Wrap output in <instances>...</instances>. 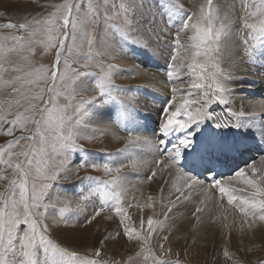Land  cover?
Masks as SVG:
<instances>
[{
    "label": "rangeland",
    "instance_id": "obj_1",
    "mask_svg": "<svg viewBox=\"0 0 264 264\" xmlns=\"http://www.w3.org/2000/svg\"><path fill=\"white\" fill-rule=\"evenodd\" d=\"M252 1L254 0H247L248 3H251ZM79 2L86 6L87 0H79ZM92 2L94 4L97 2L102 3L103 0H92ZM124 2L125 0H109V4H110V11L108 13V16L110 18L109 22L106 23L105 25L103 23L98 25V32L102 34L107 32L108 34V36L105 38L106 46L112 50H118L120 51V53L121 52L123 53L120 56L121 57L120 60L122 61L121 65L116 64V62H112L110 56L107 57L108 59L105 58V60L103 61L105 68L108 63H112L119 66L118 69L113 71V76H112L113 87L108 88V91H105L103 94L99 95L100 94L99 76L97 75V73H99L100 71L99 65L95 61H85L84 59H78L76 53L70 54L67 51H65L62 55L61 62L59 64V70L66 74L65 80L61 81L57 79L55 84L56 91L52 93V99L54 103L49 105V108L55 107L58 109H63L66 113L64 118V125L59 126L61 129H63V131H61L59 134L64 136L92 135L93 134L92 131L100 127V126L95 127L90 123L95 115V112L100 110L105 111L102 118L106 124L109 123L110 125H112L114 129H116V131H114V129L112 131L120 135L121 138L119 140L120 145L118 144L115 147H109V148L105 147L104 143L102 142V138H99L100 133L95 132L94 134L98 137L96 142L93 143L87 140H81L80 143L83 144L82 148H76L70 150V160L68 167L64 171L60 172L58 174V178L54 181L47 179L46 177L55 174L57 166L62 167L64 154L61 150L57 149L56 151H52L51 145H48L47 155L43 157L46 163L40 165L38 169L36 161L41 158L39 155V149L41 147L39 135L36 136L35 141L30 139L20 140L19 144L15 145L12 148V151L16 153H21L26 150L28 145H32V152L34 153V155H33V165L30 169V175H29V188L31 189L33 182H35L37 190L38 191L43 190L46 193L45 199L43 200V204L51 205V207H49L47 210L43 207L39 209L40 212L44 213V219H43V223L41 224V227H44L46 225V222L44 220L47 218L49 219L51 218V220L52 219L56 220L60 224H62L60 225L62 226L61 228L62 234L60 235V239L59 237L56 238L48 228H47L48 232L46 234L60 247L65 248L69 253L75 252L77 254L76 264H82L83 261H91L96 258L94 255L95 249L97 247H100L97 240L98 241L105 240L109 236L111 237L112 234L113 235L112 240L115 241L116 240L115 237L117 235L116 230L120 229L122 233L123 225L121 224L120 218L116 216L113 208L107 210L108 207L107 205L103 207L102 214L99 217H97L95 221H93L91 224L85 223L86 219L93 214L94 210L102 206L103 199L102 200L99 199L100 193H102L104 197V193L107 192L110 194V196L113 197V199H114V194L118 193L120 195V206L126 210V213H129L136 209H140L141 207L138 206H142L147 203V199L145 200V198L141 196V192H138L140 190V187L138 185H141L140 183L142 182L139 183L137 181L139 178L136 175H140L141 173H143V175L142 174L140 175V181L145 180V182H148L147 178H145L144 175L145 173L151 174L152 166H147L146 167L147 169H143V167H139L137 169L136 167H133L131 163L144 162L145 160H147L150 161L151 164H154V167L156 168L158 167L154 163L155 161L154 155L156 154L154 145L157 143L156 141L157 135H160L161 133L159 129L161 122L158 121L157 119H154L155 113L154 110L152 109L155 108L153 107V105L155 106L161 105L163 106L164 109L165 105H167L168 101L172 98L173 95H175L176 97L175 103H179L177 101L181 99L183 102L184 97H188L190 99H197L203 95V90H198L192 87L193 82L196 81V76L193 74V70H190L188 68V64L193 63L192 60L193 53L198 50L193 46L194 45L193 43H196V41L193 42L190 39L195 35L194 31L189 30L187 32H180V38L186 37L187 39H190L189 44L192 45L193 49H191L192 47H190L189 48L190 50L188 49V51H186L185 49L183 51L179 50L178 54H180L184 58V63L183 65H179V64L177 65V67L179 68L178 78L174 77L173 82H169V79L167 77V71L169 70L168 65L172 62L171 61L172 54L174 52H177V50L173 47L174 38L176 37L177 31L181 27L183 20L186 19L187 16H191L194 11L198 12L199 7L203 4H206V0H179V3L183 4L184 8H180L179 5L176 3V0H126L130 9V19L133 22L134 30L148 37L150 46H144L138 44L135 41L127 38H123L118 34L112 35V32H115L116 29L123 28L124 26L125 13L121 11L119 7L120 4ZM61 3H63V0H0V13H3V15H0V24L7 23L9 21L13 23H17V22H24L25 19L31 20L33 18H44L49 12L54 11L53 5L61 4ZM113 4L115 5V7L111 8V5ZM220 4L221 3H219V1L214 0V7L220 10V14H221V9H223V7L220 8ZM230 5H231L230 8H233V11L228 14L230 15L233 23L235 24L236 30L242 33L239 36L237 35L238 31L235 32L234 43L239 48L242 49L241 54L245 55L244 48L246 47V45L243 43L242 37L244 36L246 30L242 28L243 21L239 19V17L243 15V10L241 8V0H230ZM251 10L255 11V8H252ZM149 12H157V15H154L152 13V15L156 16V18H152V17L146 18L144 15L149 14ZM249 22H253V21L250 20ZM217 27H219V24H217ZM109 29H111L112 31L109 32L108 31ZM147 30L148 31L151 30L154 32L152 33L150 31V33L153 34V38L157 37L162 41L161 46L162 48H164L166 52L164 51L163 53L162 52L160 53L158 50L155 49L154 40L153 39L150 40L149 37H151V35L149 36V34H147ZM12 31L13 34H21L27 36L26 33H16L15 30ZM4 34H7V30L0 29V35H4ZM256 36L257 39L250 40V44L254 46L253 48L261 45L264 47V36H260L258 33L256 34ZM29 39L33 41H47V34H43V35L37 34L34 37L26 38L25 41L22 42L25 45L26 50L21 51L19 54L13 52L9 54L10 58L15 62L16 66L23 68L25 71L37 69L40 68L41 66H44V68L46 69L50 68L53 62L55 61V49L46 46L45 43H34L32 45V50L29 51L27 50ZM69 43H71V41H69ZM103 47H104L103 45H100L101 50H103ZM256 53L257 51L253 49L249 55H255ZM156 54H158V57L160 59L157 58L152 67L147 66V62L143 63L140 61V57L142 55L147 61L146 57L150 55L151 57L154 58V55ZM150 56L148 58L152 59ZM24 57H27V60H24ZM65 59H67V63L64 62ZM127 61H129L130 63L129 62L127 63ZM196 62H202V57H197ZM86 63L88 65L87 67H85ZM134 66H137L143 74L145 72L148 74L157 75L159 77V82L165 83L166 89H164L163 92H161L163 95H161L158 91L152 89L151 87L148 86V84L145 83L147 87L151 89V91L148 89H144L143 91L152 95V99L149 100V104L145 108L144 105L140 104L143 101H139L140 99H144L141 91L142 87L135 88V91L132 92L133 93L132 98H130L129 100L124 99V103L122 105H115L114 101L111 99V97L113 96L119 97L118 92H120L124 98H127L130 92V86H135L139 82L141 84H144L141 81L138 82L137 80L138 74L134 73L135 71H133L135 70L133 69ZM221 66L226 67L225 64L223 63ZM6 67H11V65H6ZM155 67L157 68V70H155ZM156 71L161 73H158ZM196 71H198V69ZM81 73H91V74L81 75ZM16 75H23V72L16 73ZM230 80L231 77L229 75L225 79V85L227 88V96L225 101L229 109L222 102L215 101L210 105L208 111L210 113H214L216 122L227 121L228 124H230L231 129H234L235 126L233 124L234 123L233 121L237 117L233 116L231 118L222 115L221 111L223 110V105L226 106L224 107V109H226L227 112L233 113L234 112L233 110L245 108L243 104L235 103L240 99H244V100L253 99L255 101L258 98L260 100L264 98H261L262 92L256 89L252 91L253 93L249 91L247 92L246 90H242L241 92L246 93L247 97L235 96V94L229 95V92L231 91L236 93L238 90H240L237 80L235 81L233 80V83H230ZM196 82L198 83L203 82L205 84L208 83V81H196ZM52 83L53 82L51 79H48L47 81L41 80L37 83V85L33 86L31 89L25 88L23 89V91H28L29 94L34 95L35 92L38 91L40 88H44L45 93L43 96V100H48L49 94L47 89L49 86L52 85ZM229 83H230V87H232L231 91L228 87ZM173 86L176 87L177 89H182L183 91H177L176 93H172L171 89L173 88ZM74 88L75 90H73ZM111 91H118V92H111ZM57 93H60V95H57ZM93 96H96L94 100H85L83 104L79 103V100L81 98L90 99ZM12 98H13L12 96L7 95V93H5L3 90H0V101L5 99H12ZM154 101H156L155 102L156 104H153ZM216 102L219 103L218 108L221 109L219 112L212 107ZM21 103L23 107L20 108V111L23 113V108L27 107L28 105L24 101H22ZM33 103L39 104L40 107L44 106L42 101H33ZM102 104H108V105L105 107H101ZM112 106H117L119 112L118 118H114L106 115V112H109ZM134 106L136 107V113L140 115L137 118V120H139L140 122V126L142 125V123H147L145 124V126L140 127L141 129L137 126L139 125V122H137V120L133 121V119H131L132 116L135 115L131 112V109ZM76 109H81V111L77 113ZM16 110L17 107L13 105L11 111L15 112ZM126 110H128V113L126 112ZM163 111L160 112L159 114L160 117L162 116ZM23 114L31 115V113H23ZM254 115L255 116H253V118L256 121H258L259 125L264 124L260 119L263 115H258V114H254ZM124 117H126L127 119V125H125V127L122 126ZM11 118L12 116H9V119ZM239 118L242 119V124L244 125L243 120L245 119L243 117H239ZM153 120L154 121L156 120V122L158 123V128L156 127ZM147 121L150 122L148 123ZM116 122H118V124H116ZM131 123L136 126V131L129 128ZM0 127L6 128L8 127V125H0ZM227 130L228 129L226 128L224 129V131ZM34 132H36V127L31 121H29L27 123L26 128H24L23 130L20 127H17L13 135L28 137L30 133H34ZM41 132L46 136H55L58 132L56 122L48 126L47 130L45 129V127H42ZM120 133H125L126 135ZM144 134L148 135L149 137L147 138L138 137ZM129 138H139L140 143L137 145L129 146L126 144V141H128ZM179 138L181 137H178L176 140H178ZM9 139H12V137H6L2 132H0V146L7 147L6 140ZM148 140L152 142L150 145H148V143L146 144ZM214 150L215 149H213L212 151L215 152ZM262 156H264V154ZM5 159H7V157H5ZM23 159L24 158L21 155L12 157L13 163H16ZM160 159H164L165 162H167L166 155H160ZM119 160H121L120 163H118ZM92 163H97V164L109 163L113 168H117V166L120 167L121 163L127 164L126 169L123 168L121 171L129 170L131 174L128 175L133 176L132 181L127 178H124L123 181L121 180L122 177L119 174H115V173L113 174L112 177H107L104 176L102 172H98L92 169L91 167H87V166L80 168L78 173L75 171L77 166L80 164L88 165ZM0 169H3V172L0 174L8 177V180H0V192H4L8 187L9 180L14 179L15 176L13 173V169L9 168L7 165H0ZM85 175H90V176H85ZM66 176L67 178H65ZM91 177L92 178L102 177V180L103 179H107L110 181L114 180L115 183L110 182L107 186H105L102 180H97L95 178L91 179ZM184 177L188 179V177L186 176ZM77 179H78V183L80 182L79 185L77 183ZM165 179L167 180V176ZM159 180L160 178L158 179V181ZM122 181L126 184L124 187H123L124 184H121L123 183ZM93 182L95 186L94 185L92 186ZM165 183L166 181L163 180L161 188ZM45 184L48 185L47 188H43V185ZM82 184L83 185L86 184L85 185L86 187L83 186ZM134 184H138L137 187L139 189L138 188L135 189L133 187ZM90 185L92 188L90 187ZM127 185H129V187H127ZM78 186L81 190L77 188ZM88 187L91 189H89ZM63 188L65 190L66 189L68 190V188L72 189L69 192V196L65 195L66 193L62 191ZM74 188L77 190L75 191ZM136 190L138 193L136 192ZM129 191H131L132 193L131 196L128 195ZM71 192L75 194L73 193L71 194ZM176 192L177 191L175 190L174 193ZM174 193L172 192L171 194H169V196L166 195L167 197L165 196L163 198L153 199V208L151 209L146 207L141 208L143 209V214L147 217L153 216L154 220L157 218L160 220H164L165 217L163 215H160V213L162 212L161 206L163 205V207H166V209L168 206L169 209V207L171 206L170 201H175L177 197V196L174 198L172 197ZM211 193L213 196H216L214 195L215 194L214 192ZM199 195H204V194L200 193ZM18 198H19V194L17 189V199ZM113 199L112 200L109 199V203H111L112 205H114L112 202ZM162 200H164V202ZM225 200L221 202V208L232 210L235 213L239 214L240 211L235 206L236 204L234 206H231L229 205L228 201ZM139 201H141V203ZM201 202H203L201 198H199L198 201H196L198 206L201 204ZM60 209H67V211L61 213ZM195 212L196 211H194V213ZM177 215H178V211L176 209H173V211L169 214V218L167 220V227L164 230L157 228L156 231L153 232V235L149 238V243L147 247L151 248L152 251L156 253L157 256H160V258L171 259V260L179 259L182 262V264H257L258 259H264V241H262L261 243L259 242V243L251 244L248 247L249 240L245 236H244L245 237L244 245L247 246V250L240 252L241 254L238 253L235 254L231 248H230L231 250L228 248V249H222V251L220 249L218 251L217 250L214 251L212 249L213 252L211 250L208 251L207 249L205 250V247H203L204 245H200L201 243L199 241L196 242L191 241L188 235H185L183 233L180 234V232H178V230L174 228L173 224L176 223L171 224L172 219L171 220L169 219L174 218ZM129 218L130 219L126 220V222H128V224H131L133 229L137 231H141V228L136 226L134 224V221L131 220V214ZM36 219L39 220L40 217L37 216ZM207 221H212L215 225L220 224V218L218 219L213 216H210V219H207ZM72 222L78 225V227H75L73 225L72 226L73 230L67 229V226L73 224ZM109 222H111V225H109ZM25 227L27 226L25 225L23 227H18L17 229L18 233L22 234ZM77 229L79 230L77 231ZM147 231H148V226L146 222L143 226L144 234H147ZM164 235L169 236L168 241L162 240V236ZM92 240L94 244L91 243ZM161 243L164 244L165 253H167L169 249L171 250L170 255L160 254L159 249ZM127 244L125 246H126V250H128L129 253L128 251L125 253H120V249H119V252L116 251L115 253L120 255H117L116 257H112V258H105L104 256L105 254L102 251V258L107 260L114 259L116 261H120L122 258L124 260H127L129 256L135 257V252L139 250L138 244L136 242L134 243L135 245H131V244L127 245ZM17 246L19 245L17 244ZM132 247H134V251H131ZM225 252L228 253L227 256L225 255ZM115 253H113V255H115ZM145 254L147 255V253ZM63 259L65 261V264H72L73 258L71 256L64 257ZM138 264H143V257L139 258ZM149 264H151V261H149Z\"/></svg>",
    "mask_w": 264,
    "mask_h": 264
},
{
    "label": "snow or ice",
    "instance_id": "obj_2",
    "mask_svg": "<svg viewBox=\"0 0 264 264\" xmlns=\"http://www.w3.org/2000/svg\"><path fill=\"white\" fill-rule=\"evenodd\" d=\"M176 3L180 8H184V5L176 0ZM115 5H111L114 8ZM120 10L125 13V21L123 28L116 29L112 32V35H119L123 38H127L135 41L138 44L144 46L149 45V39L144 34L134 30L133 22L130 19V9L125 0L120 4ZM54 11L49 12L44 18H33L31 20L25 19L24 22L13 23L11 21L0 24V29L7 30V34L0 35V90H3L7 95L12 96V99H5L0 101V125H8V127H0L6 137H12V139L6 140L7 147L0 146V165H7L13 169L15 178L9 180L8 187L4 192H0V264H65L64 257L71 256L72 264H76L77 254L75 252L69 253L65 248L60 247L46 234L48 232L47 226L41 227L44 219V213L40 212L41 207L46 210L51 205L43 204L46 193L43 190H37L35 182H33L31 189L29 188V175L30 169L33 165L32 145H28L26 150L21 153L12 151L15 145L19 144L20 140L30 139L35 141L36 136L39 135L41 147L39 149L40 159L36 161L39 169L40 165L46 163L43 159L47 155L48 145H51L52 151L57 149L63 152L62 167L57 166L55 174L46 177L50 180H56L58 174L64 171L69 164L70 150L76 148H82L83 144L81 140H87L89 142H96L98 137L95 132L100 133L99 138H106L111 135V127L96 128L92 132V135L87 136H64L59 134L63 129L59 126L64 125L65 111L58 108H49L50 104H53L52 93L56 91L55 84L57 79L64 81L65 73L59 70V64L61 62L62 55L65 51L68 53H76L78 59H84L85 61H95L100 68L99 73V87L100 94L108 91V88L113 87L112 76L113 71L118 69V65L108 63L106 68L103 63L105 58L113 55H119L115 50L110 49L105 44V38L108 36L107 32L102 34L98 32V25L103 23L104 25L109 22L108 13L110 11L109 0H103L102 3H93L92 0H87L86 6L81 4L79 0H63V3L53 5ZM241 8L243 15L239 17L243 21L242 28L245 31L242 37L243 43L246 45L244 48L245 56L249 55L253 50V45L250 44V40L257 39L256 34L264 36V0H259L258 3L250 4L247 0H241ZM255 8V11L251 9ZM3 15V13H0ZM253 22H249V21ZM219 24V27H217ZM234 23L230 15H221L220 10L214 7V0H206V4L199 7L198 12L194 11L191 16H187L183 20L181 27L177 31L174 38L173 47L177 50L171 56V63L168 65L167 77L169 82H173V78L179 74V68L177 65H183L184 58L178 54L179 50L183 47L180 38V32H187L189 30L194 31L195 35L190 39L196 41L194 47L198 50L193 53V63L188 64V68L193 70V74L196 76V81H208L207 84L203 82L194 81L193 88L203 90V95L197 99H190L188 97L183 98L182 103H175V95L168 101L163 111V121L160 125V132L167 136L172 133H183L184 135L178 139L177 143L173 144L166 152H160L167 154V162L164 159H157L154 161L156 166H161L162 169H168L173 166H177L182 157L183 149L191 147L193 143V137L197 135L193 126L202 123L205 119H210L214 116V113L208 111L210 105L215 101L224 102L227 96V88L225 85V79L230 75L231 69L234 64V59L231 55L217 56L218 53L227 51L228 43L225 40L227 34L232 32ZM26 33V35L13 34ZM109 32L112 30L109 29ZM37 34H47V41H33L28 40L27 50H32L34 43H45L46 46L55 49V61L50 68H40L25 71L23 68L16 66L15 62L10 58L11 53L15 52L19 54L21 51L26 50L25 45L22 43L26 38L34 37ZM71 41V43H69ZM100 45H103V50L100 49ZM86 49V50H85ZM197 57H202V62H196ZM27 60V57H24ZM67 63V59L64 60ZM227 64V67L221 65ZM11 65V67H6ZM87 63L85 67H87ZM136 66H134L135 68ZM198 69V71H196ZM139 71V68H136ZM23 72V75H16V73ZM50 74V75H49ZM91 74V73H81ZM7 76V78H6ZM52 80V85L48 87L49 94L48 100H43L45 93L44 88H40L34 95L29 94L28 91L23 89H31L33 86L41 80ZM77 87V86H76ZM10 90V91H9ZM75 90V88L73 89ZM172 93L177 91H183L173 87ZM60 95V93H57ZM96 96L89 98H81L80 104H83L85 100H94ZM22 101L28 106L23 108V113H31V115H24L20 108L23 107ZM33 101H42L43 107L39 104L33 103ZM13 105L17 107L15 112L11 111ZM7 106V107H5ZM81 109H76L79 113ZM260 111L264 112V104L260 106ZM47 114V115H46ZM246 113L244 110L233 112L231 115L239 118ZM252 114H255L253 112ZM9 116H12L9 119ZM31 121L35 127L36 132L30 133L28 137L14 136L13 133L17 127L22 130L26 128L27 123ZM56 122L58 132L55 136H46L41 132V128L48 126ZM216 127L228 126L227 121H218ZM139 138H129L126 144L137 145L139 144ZM162 144L163 141H160ZM21 155L23 160L13 163L12 157ZM7 157V159H5ZM260 166H257L256 160L247 166L238 169L234 173V177L241 178L242 182L250 189V193L245 195H232L231 191L222 184L221 179H210L209 187L218 188L219 192L227 197L228 203L231 205L236 202V207L245 218L244 222L248 224V227L252 229L260 222H264V156L258 158ZM91 167L92 169L102 172L104 176L112 177L113 174L123 175L121 171L127 166L121 165L120 167L113 168L109 163L103 164H80L76 168L78 173L82 167ZM133 167L137 165L133 163ZM28 169V170H26ZM179 171L185 173L179 168ZM3 169H0V173ZM250 173V174H249ZM157 175V168L153 167L151 175L147 177L148 182H152ZM90 176V175H85ZM67 178V176L65 177ZM97 180H102V177H93ZM0 180H8L7 176L0 174ZM103 184L107 186L110 181L107 179L102 180ZM188 191H192L194 187L202 186L203 182L197 177L191 175L184 182ZM48 185H43V188H47ZM17 189L19 198L17 199ZM177 192L181 195L176 197L175 201H170V207L167 212H161L160 215L165 217L164 220L153 219V216H148L147 234L143 232V221H141V231H137L129 226L125 222L127 213L124 208L120 206V195L114 194L116 201L115 205H109V199L113 198L109 193H104L102 200V206L94 210L93 214L89 216L85 223L91 224L99 217L103 212L105 205L113 208L116 216L120 218L122 227L121 230H116V243L126 239L127 241H135L139 250L135 252V257L129 256L127 260L123 258L120 261L107 260L102 258L103 249L97 247L94 255L95 259L91 261H83L82 264H138L140 257H143V264H182L179 259H162L147 247L149 238L153 235V232L157 228L164 230L167 227V220L169 214L173 211L176 204L184 197V193L181 189L177 188ZM208 189H205L207 194ZM141 208H153V197L147 198V203L138 206ZM61 213L66 212L67 209H60ZM202 211L197 208V211L193 215L199 220L198 213ZM39 216L40 219H36ZM251 218V223H248ZM110 219V218H109ZM22 234L18 233V227H23ZM261 226H264L262 224ZM259 231V228H257ZM101 240L99 243L106 246L107 240ZM163 241H168L169 236H162ZM17 244L19 246H17ZM161 255H170L171 250L165 253L164 244L160 245ZM147 253V255L145 254ZM227 256L228 253L225 252ZM257 264H264V259H258Z\"/></svg>",
    "mask_w": 264,
    "mask_h": 264
},
{
    "label": "bare ground",
    "instance_id": "obj_3",
    "mask_svg": "<svg viewBox=\"0 0 264 264\" xmlns=\"http://www.w3.org/2000/svg\"><path fill=\"white\" fill-rule=\"evenodd\" d=\"M217 1H219V3H221L220 4V8L223 7V9H224V10L221 9V15H229L228 13H231L233 11V8H230L231 7L230 0H217ZM258 1L259 0H254L250 4H255ZM152 13L154 15H157V12H149V14L144 15V16L146 18H151V17L152 18H156V16L152 15ZM175 16H177V15H175ZM154 24H156V23H154ZM150 31L147 30V34H149V36L151 35V37H149L150 40H152V39L154 40L155 49L158 50L160 53L161 52L163 53L165 50L161 46V42L162 41L159 38H157V37L153 38V34H151ZM236 31H238V30H236V26L234 24L232 32L227 34V36L225 37V40L228 43L227 51H225L223 53H219V55L217 54L218 57L219 56L227 57V56L231 55L233 57V59H234V64H233V67H232L231 72H230V77H231L230 83H233V80L234 81L237 80L240 90H238L236 93L232 92L231 91L232 87H230V83H229L228 87H229V89L231 91V92H229V95H234L235 94V96H246L247 97L246 93H242L241 92L242 90H246L247 92L249 91V92L253 93L252 91L254 89H256V90H260L262 92L261 94L263 96L264 95V47L261 45V46H258L259 48L258 47L253 48V49H255L257 51V53L255 55H247V56H245V55L241 54L242 49L239 48L234 43L235 42L234 35H235ZM151 32L154 33L153 31H151ZM241 34L242 33L238 31L237 35L240 36ZM189 41H190V39H187L186 37L185 38H181V43L183 44V47L180 50L183 51L185 49L186 51H188V49L190 47H192V45L189 44ZM151 42H153V41H151ZM193 42H195V41H193ZM164 44H166V43H164ZM191 49H193V47ZM115 51L120 53V51H118V50H115ZM120 54H123V53L121 52ZM148 57H146L147 61H145V62H147V66H149V67H152L154 65L155 60L157 58L160 59L158 57V54L154 55V58L150 56L153 60L148 58ZM120 58L121 57L119 55L110 56V59L112 60V62H116V64H120L121 65L122 61L120 60ZM128 62L129 61H127V63ZM225 66L227 67V64H225ZM136 68H138V67L137 66L135 68L133 67V69H135L133 71H135L134 73L138 74V79H137L138 82L141 81L144 84L145 83L148 84L149 87H151L152 89H155L161 95H163L161 92H163V90L166 89L165 83L164 82H159V77L157 75L148 74V73H145V72L143 74L140 70L136 71ZM139 101H143L144 102V103L143 102L140 103V104L144 105V108L146 106H148V104H149V101H145L144 99H140ZM255 101L253 99H246V100L240 99V100H238L235 103L243 104L245 108L233 110L234 112H238V111L244 110L245 113H246L244 116H241V117H243L246 120V121L243 120L244 121V125L242 124V119L241 118L237 119L239 124L242 126L241 130H242V132H243V134L245 136V142H252V141H255L257 139L264 138V124L259 125L258 121H256L253 118V116H255V115L252 114L253 112H255V114H258V115H263L264 114V112L260 111V106L262 104H264V99L260 100L258 98ZM177 102H179V103L181 102L182 103V99L178 100ZM153 107L155 108V109H152V110H154V113H155L154 119H157L158 121H160L162 123V121H163V113H162L161 117L159 116V114H160V112H162L164 110L163 106H161V105H156V106L153 105ZM126 112L128 113V110H126ZM104 113H105V111H102V110L96 111L95 115H94V117H93V119H92V121L90 123H91V125H94L95 127H99L100 126L99 128H101V127H111V133L112 134L109 135L106 138H102V142L104 143V146L107 147V148L115 147V146H117L119 144V140L121 138H120V135L118 133H115V132L112 131L114 129L112 127V125H110L109 123H107V124L105 123V121L102 118ZM118 114H119V112H118L117 106H112L110 111L106 112V115H108L110 117H114V118H118V116H119ZM138 116H140V115L138 113H136L135 115L132 116L131 119H133V121H136L135 117L138 118ZM101 122L105 123V124H102ZM138 122H139V120H138ZM90 123H89V125H90ZM120 123H121V120H120ZM161 123H160V125H161ZM116 124H118V122H116ZM156 124L158 126L157 122H155V125ZM137 126L140 128V122H139V125H137ZM129 128L136 131V126L134 124H132V123L130 124ZM114 131H116V129H114ZM138 137L147 138L149 136L144 134V135L138 136ZM141 143H143V142H141ZM147 143H148V145H150L152 142L148 140L146 142V144ZM140 147H142V146H140ZM146 147H148V146H146ZM213 149H215L214 153H216L217 151H216L215 146L212 147V150ZM259 157H261V156H258V157H256L253 160V161L256 160V163H257L258 167L260 166V162H259V159H258ZM252 162H250V163H252ZM250 163L245 164L241 168L247 166ZM122 164L125 165V166L127 165V164H124V163H122ZM131 164L133 165V163H131ZM135 164L137 165L136 166L137 169L139 167H143V169H147L146 168L147 166H152V168L154 167V164H151L150 161H147V160H145L144 162H135ZM148 168H150V167H148ZM124 169H126V168H124ZM161 169H162V165L157 167V175L155 176V178H154V180L152 182H145V180L144 181L143 180L140 181V175L141 174L143 175V173H141L140 175H136L139 178L137 181L139 183L140 182H142V183H140L141 185L134 184L133 187L135 189L138 188L137 185L140 187V190L138 192H141V196H143L145 198V200L149 196H152L153 199L163 198L166 195L169 196V194H171L172 192L174 193V191L177 188L181 189V191H182V189H184L186 187L184 182L187 179L183 175H179L178 172L175 169H173V167H170L168 169H163V170H161ZM125 171L127 173H125L123 175H120L122 177L121 180L124 181V178H127V179L132 181V177L133 176L132 175H128V174H131V172H129V170H125ZM149 175H151V174L145 173L144 177L147 178ZM166 176H167V181L163 185V187L161 188L162 181L166 180L165 179ZM159 178H160V180L158 181ZM91 179H93V178L91 177ZM87 180H88V178H87ZM234 180H235V184L236 185L240 186L241 188H243L245 190L251 191L242 182L241 178L235 177ZM77 183H78V179H77ZM79 183H78V185H79ZM121 184H124L123 187L126 185L124 182L121 183ZM85 185L86 184H84L83 186H85ZM93 185H94V182H93L92 186ZM90 187H91V185H90ZM127 187H129V185H127ZM77 188H79V186ZM91 188H89V189H91ZM71 190L72 189H70V188H68V190L67 189L65 190L64 188L62 189V191L64 193H66L65 195H67V196H69V192ZM76 190L77 189H75V191ZM197 190H198V188H195L193 192L187 191L186 193H184V197L187 198L189 196V199L182 198L181 201L179 203H177L175 208H174V209H176L178 211L179 214L177 215V217L169 219V220L172 219L171 224L176 223V224H173V226H174L175 229L178 230V232H180V234L183 233L185 235H188L190 237L191 241H195V242L199 241L201 243L200 245H204L203 247H205V250L207 249V251L208 250L212 251V249L214 251H216V250L218 251L219 249L222 251V249H228V248L230 249L231 248L232 251L235 254L236 253L241 254L240 252L247 250V246L244 245L245 237L249 240L248 241V247L251 244L259 243V242L261 243L262 241H264V226H261L262 224H264V222H260L257 225H255L252 229H250L248 227V224L244 222L245 218L243 217L241 212H239V214H237V213H235L232 210L222 209L221 208V202L224 201L225 199H226L225 201H227V197L224 198V197L213 196L212 193H209L207 195H199ZM136 192H137V190H136ZM72 193L73 192H71V194ZM73 194H75V193H73ZM128 195L129 196L132 195L131 191L128 192ZM179 195H181V193L180 192H176V193H174L172 195V197L174 198V197L179 196ZM232 195H236V194H232ZM241 195H244V194H241ZM194 196H197V197H194ZM213 197H214L215 200L213 199ZM199 198H201L203 200V202H201V204L198 206L196 201H198ZM99 199L100 200L103 199V194L102 193H100ZM162 201L164 202V200H162ZM139 202L141 203V201H139ZM166 202H165V204H166ZM161 207H162L161 208L162 212H167L168 211V206H167V209H166V207H163V205ZM197 207L202 210V211H200L198 213L199 220H197V218L193 215V213L195 211V208H197ZM130 214H131V220H133L134 224L136 226H138L139 228L142 227L141 226V221H143V226L147 222V218L148 217L143 214V209H141V208L133 210V211L127 213L126 220L130 219L129 218ZM210 216H213V217L218 218V219L220 218V224L215 225L212 221H207V219H210ZM170 217H171V215H170ZM115 219H116V216H115ZM126 220H125V222H126ZM44 221L46 222V226L52 232V234L56 238L59 237V239H60V235L62 234V232H61L62 226H60V225H62V224H60L56 220H53V219L51 220V218L50 219L47 218ZM72 223H73L72 225L67 226V229L73 230V227H72L73 225L75 227H78V225H76L74 222H72ZM126 223H128V222H126ZM248 223H251V218H249ZM109 225H111V222H109ZM129 226L132 227L131 224H129ZM257 228H259V231H257ZM78 230L79 229H77V231ZM113 230H115V229H113ZM112 237H113V235L111 234V238L107 240L106 246L101 245L99 243L100 240L99 241L97 240L99 246L103 249V252L105 254L104 255L105 258H112V257H116L117 255H120V254L115 253L116 251L119 252V249H120V253L127 252L128 250H126V246H125L127 243H128L127 245H129V244L135 245L134 244L135 242L127 241L126 239L125 240H121L119 243H116L115 241L112 240ZM115 239H116V237H115ZM91 243L94 244L93 240L91 241ZM129 250H131V249H129ZM131 251H134V247H132ZM113 253H115V255H113ZM128 253H129V251H128Z\"/></svg>",
    "mask_w": 264,
    "mask_h": 264
},
{
    "label": "clouds",
    "instance_id": "obj_4",
    "mask_svg": "<svg viewBox=\"0 0 264 264\" xmlns=\"http://www.w3.org/2000/svg\"><path fill=\"white\" fill-rule=\"evenodd\" d=\"M141 59H142V57H140V61L142 62ZM138 84H139V85H138ZM139 86L146 87L147 85H146V84L137 83L135 86H130V92H131L132 90H134L135 88L139 87ZM130 92H129L127 98H124V97L121 95V93L118 92V93H119V97H120V98H123V102H124V99H125V100H129V99L131 98ZM142 96H143V98H145L143 94H142ZM101 107H105V105L102 104ZM134 108H136V107H135V106L132 107L131 110H133ZM213 108H214L215 110H218V109H219V108H218V105H215ZM263 115H264V114H263ZM213 117H215V116H213ZM260 119H261V118H260ZM261 120H262V119H261ZM262 121H263V120H262ZM223 129H224V128H223ZM120 134L126 135L125 133H120ZM199 134H201L200 131H199ZM123 135H122V136H123ZM217 135H220V131H219V130H218V132H217ZM229 135H230V134H229ZM229 135H228V136H229ZM246 144H247V142H245V141L242 143L243 148H244V146H245ZM188 148H189V151H193V152H194V151H196V152L201 151V149H199L198 147H195L194 145H191V147H188ZM258 156H262V155H258ZM258 156H256V157H258ZM256 157L251 158V159L247 160L246 162L242 161L241 159L238 160L236 166L233 167V172H232L229 176H227V177H225V178L222 179V180L225 181V184L227 185L228 188H230L231 190H232V189H237V191H234L232 194H236L237 196H238V194H239V195L244 194V195L247 196V195L250 193L249 190H245V189H243V188H241L240 186H238V185L235 184L234 173H235L238 169H240L242 166H244L245 164L252 162ZM120 162H121V160L118 161V163H120ZM121 165H123V164L121 163ZM122 172H123V174L127 173L125 170H123ZM179 175H182V174H179ZM183 176H185V175H183ZM186 177H187V176H186ZM165 181H167V180H165ZM185 188H186V187H185ZM195 188H198V187H194V188L192 189V191H190V192H193ZM183 190H184V189H182V192H183ZM187 191H188V190H187ZM187 191H186V192H187ZM197 191H198V193L200 194L199 189H198ZM186 192H183V193H186ZM212 192H214L216 196H218V197H222L221 195H217L216 192H215V190H213ZM224 198H225V197H224ZM110 199H113V198H110ZM186 199H189V196H188ZM115 203H116V201L113 202L114 205H115ZM235 204H236V202H233V204H231V206H234ZM109 205H112V204L109 203ZM229 205H230V204H229ZM197 208H198V207H197ZM197 208L195 209V211H197ZM110 209H112V208L108 206V207H107V210H110ZM178 214H179V213H178ZM176 217H177V216H176Z\"/></svg>",
    "mask_w": 264,
    "mask_h": 264
}]
</instances>
